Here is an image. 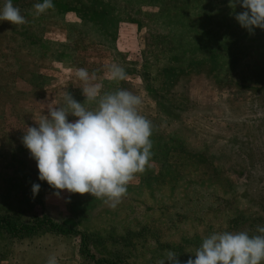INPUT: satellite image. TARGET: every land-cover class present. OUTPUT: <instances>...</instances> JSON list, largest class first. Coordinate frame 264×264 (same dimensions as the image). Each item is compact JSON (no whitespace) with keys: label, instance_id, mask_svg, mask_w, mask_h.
Here are the masks:
<instances>
[{"label":"rangeland","instance_id":"rangeland-1","mask_svg":"<svg viewBox=\"0 0 264 264\" xmlns=\"http://www.w3.org/2000/svg\"><path fill=\"white\" fill-rule=\"evenodd\" d=\"M78 1L62 9L57 0L37 17L43 1L12 0L27 22L0 21V215L21 224L46 216L68 231L0 229V264H46L51 255L57 264H156L167 250L184 264L215 232L259 235L264 30L242 28L235 15L244 9L229 0H83L95 6L82 10ZM113 63L125 80L108 78ZM79 68L102 92L139 95L153 124L150 163L115 208L87 193L58 198L21 143L45 105L64 106L65 91L85 101Z\"/></svg>","mask_w":264,"mask_h":264},{"label":"clouds","instance_id":"clouds-1","mask_svg":"<svg viewBox=\"0 0 264 264\" xmlns=\"http://www.w3.org/2000/svg\"><path fill=\"white\" fill-rule=\"evenodd\" d=\"M240 5L244 11L235 15L242 28L254 34L255 28L264 30V0H229V7ZM52 0L33 5L35 16L54 9ZM0 21L23 25L27 21L12 0L0 9ZM108 78L122 81L127 77L118 64L108 66ZM75 76L82 82L83 103L65 91L64 106L45 105L47 115L36 120L37 126L24 130L21 143L36 161L38 179L46 181L61 192L90 194L111 208L127 195L129 184L136 174L149 165L152 152L153 124L140 113L142 99L126 89L102 92L94 75L79 68ZM94 105L85 107V104ZM69 116L75 119L69 121ZM41 190L33 183L32 198ZM259 235L248 232H215L204 238L194 254L184 264H264V227L257 226ZM179 254L167 250L156 264H181ZM194 257V258H193ZM46 264H57L55 255Z\"/></svg>","mask_w":264,"mask_h":264},{"label":"trees","instance_id":"trees-1","mask_svg":"<svg viewBox=\"0 0 264 264\" xmlns=\"http://www.w3.org/2000/svg\"><path fill=\"white\" fill-rule=\"evenodd\" d=\"M43 1V0H41ZM54 6L59 4L57 0H52ZM55 2V3H54ZM60 4L65 5L64 7H60L62 9H66L69 6L68 0H60ZM93 6L86 4L83 0L78 1V8L80 10L94 7L95 1L90 2ZM55 8V7H54ZM57 8V7H56ZM107 11H104V14ZM97 13V12H96ZM98 14V13H97ZM103 13H101L102 15ZM115 19V18H114ZM109 22H112L111 20ZM0 229L11 233L13 235H33L38 231H52V232H60L65 233L68 232L67 229L64 228L63 224L56 222L55 220L43 216V217H35L30 222L26 223H18L11 215H0ZM70 232V231H69Z\"/></svg>","mask_w":264,"mask_h":264}]
</instances>
